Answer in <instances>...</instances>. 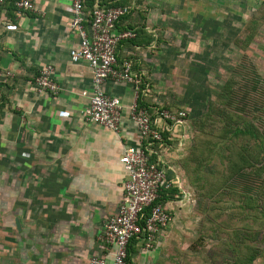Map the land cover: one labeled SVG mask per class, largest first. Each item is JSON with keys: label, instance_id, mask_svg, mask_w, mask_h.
<instances>
[{"label": "crops", "instance_id": "crops-1", "mask_svg": "<svg viewBox=\"0 0 264 264\" xmlns=\"http://www.w3.org/2000/svg\"><path fill=\"white\" fill-rule=\"evenodd\" d=\"M31 1L34 9L21 12L15 0L0 4V69L13 73L0 78V264H91L99 256L110 264L114 249L102 235L124 193L127 173L120 156L127 146L145 144L130 117L135 87L112 78L103 85L122 101L119 132L88 122L93 72L88 61H73L70 56L79 43L71 27L72 0ZM94 2L131 6L118 29L133 28L137 35L118 45L117 57L119 63L131 60L143 77L144 91L138 98L151 112L166 108V102H183L164 93L163 73L172 66L169 49L187 50L188 43L193 48L197 41L232 38L245 31L251 10L264 4V0ZM233 23L242 26L231 28ZM206 47L209 53L214 48ZM48 64L59 85L57 93L40 90L34 81ZM184 126L185 121L173 126L164 142L153 146L152 155L183 192L172 150L176 141L181 145L185 139L177 132ZM166 228L152 244L133 239L130 264H160Z\"/></svg>", "mask_w": 264, "mask_h": 264}, {"label": "rangeland", "instance_id": "rangeland-1", "mask_svg": "<svg viewBox=\"0 0 264 264\" xmlns=\"http://www.w3.org/2000/svg\"><path fill=\"white\" fill-rule=\"evenodd\" d=\"M249 17L232 38L169 49L164 93L183 102L164 106L188 113L172 150L185 191L160 264H264V4Z\"/></svg>", "mask_w": 264, "mask_h": 264}, {"label": "built area", "instance_id": "built-area-1", "mask_svg": "<svg viewBox=\"0 0 264 264\" xmlns=\"http://www.w3.org/2000/svg\"><path fill=\"white\" fill-rule=\"evenodd\" d=\"M9 0H0L4 4ZM18 12L33 10L31 0H15ZM73 18L71 27L78 33L79 43L72 47L73 61L86 60L93 72V93L86 111L90 123L99 124L116 132L120 131L123 104L119 97L106 92L103 85L110 78L127 81L135 87V99L129 107L130 117L136 123L143 146H127L120 156L127 177L123 184V197L115 214L104 225L102 239L113 247L110 264H130L129 247L133 239L152 244L172 220L173 201L183 195L180 192L164 200V194L177 182L169 176L161 160H153V146L164 142V132L172 131L173 126L182 123L187 117L186 110L156 108L150 112L140 105L143 77L135 71L133 62L118 61L117 47L124 40L136 37L133 28L118 29L122 17L131 11L129 5L108 6L95 2L92 10H86L85 0H72ZM53 66L45 65L35 77L40 90L57 93L59 85L52 77ZM13 76L12 71L0 69V78ZM144 91V90H143ZM173 127V128H172ZM167 195H169L167 193ZM91 264H108L105 257H93Z\"/></svg>", "mask_w": 264, "mask_h": 264}, {"label": "trees", "instance_id": "trees-1", "mask_svg": "<svg viewBox=\"0 0 264 264\" xmlns=\"http://www.w3.org/2000/svg\"><path fill=\"white\" fill-rule=\"evenodd\" d=\"M85 4H86V10L87 11H90V10H92V8L94 7V4H95V2H94V0H89V2L87 1V3H86V0H85ZM140 105H142V106H146L147 108H148V110L151 112V109L148 107V105L147 104H145L141 99H140ZM165 108V107H164ZM169 109V108H168ZM177 110H179V109H177ZM237 130H241V128L240 127H236L235 129H234V131H237ZM164 138L166 139L167 138V136H168V132L166 131V132H164ZM152 159L153 160H155V158L154 157H152ZM180 192V189H179V187H174V188H172L170 191H168L167 193L169 194V195H167V193H165L164 194V200H166L169 196H171V197H175L178 193ZM131 245H130V247H129V256H130V252H131ZM130 258V257H129Z\"/></svg>", "mask_w": 264, "mask_h": 264}]
</instances>
